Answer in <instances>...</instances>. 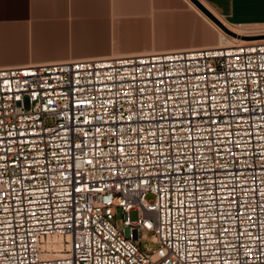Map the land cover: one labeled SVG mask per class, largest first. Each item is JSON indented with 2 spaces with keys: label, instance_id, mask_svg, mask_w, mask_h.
Instances as JSON below:
<instances>
[{
  "label": "built area",
  "instance_id": "1",
  "mask_svg": "<svg viewBox=\"0 0 264 264\" xmlns=\"http://www.w3.org/2000/svg\"><path fill=\"white\" fill-rule=\"evenodd\" d=\"M236 26L0 66V264H264V24Z\"/></svg>",
  "mask_w": 264,
  "mask_h": 264
},
{
  "label": "crops",
  "instance_id": "2",
  "mask_svg": "<svg viewBox=\"0 0 264 264\" xmlns=\"http://www.w3.org/2000/svg\"><path fill=\"white\" fill-rule=\"evenodd\" d=\"M228 27L264 24V0H201ZM192 0H0V66L217 45ZM243 28V27H241Z\"/></svg>",
  "mask_w": 264,
  "mask_h": 264
},
{
  "label": "bare ground",
  "instance_id": "3",
  "mask_svg": "<svg viewBox=\"0 0 264 264\" xmlns=\"http://www.w3.org/2000/svg\"><path fill=\"white\" fill-rule=\"evenodd\" d=\"M197 10L199 11V13H201L203 15L204 18H206V20L209 21V23H211V25H213V27H215V29L219 32V34H221L220 41L218 42L219 43L218 45L230 43L233 40H247L248 39V38H243V37L238 36V35H233V34L227 33L217 23H215L209 16H207L199 7H197ZM241 27L242 26H239V28H237V27L235 28V27L230 26L229 28H231L232 30H234L236 32L242 33V31H244V28H241ZM226 34L229 35L230 37H228Z\"/></svg>",
  "mask_w": 264,
  "mask_h": 264
},
{
  "label": "water",
  "instance_id": "4",
  "mask_svg": "<svg viewBox=\"0 0 264 264\" xmlns=\"http://www.w3.org/2000/svg\"><path fill=\"white\" fill-rule=\"evenodd\" d=\"M207 16H209L215 23H217L224 31L229 34L238 35L243 38H252L248 35H241L229 28L216 14H214L201 0H192ZM264 37V35H262ZM261 36V37H262Z\"/></svg>",
  "mask_w": 264,
  "mask_h": 264
},
{
  "label": "rangeland",
  "instance_id": "5",
  "mask_svg": "<svg viewBox=\"0 0 264 264\" xmlns=\"http://www.w3.org/2000/svg\"><path fill=\"white\" fill-rule=\"evenodd\" d=\"M231 26H234V25H231ZM227 35V34H226ZM228 37H230L229 35H227ZM218 37H219V41H220V37H221V34H219L218 33ZM219 44V43H218ZM217 44V45H218ZM153 197V195L152 194H149L148 195V198L150 199V198H152ZM144 240H146L152 247H156L157 246V244L155 243V242H153L152 240H150L149 238H144Z\"/></svg>",
  "mask_w": 264,
  "mask_h": 264
}]
</instances>
